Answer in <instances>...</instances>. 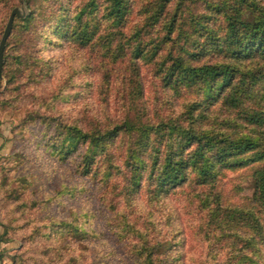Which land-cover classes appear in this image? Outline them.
Wrapping results in <instances>:
<instances>
[{
    "label": "rangeland",
    "instance_id": "374dc122",
    "mask_svg": "<svg viewBox=\"0 0 264 264\" xmlns=\"http://www.w3.org/2000/svg\"><path fill=\"white\" fill-rule=\"evenodd\" d=\"M90 1L0 0V37L10 11H25L14 20L0 74V264H264V197L254 183L264 156L233 162L264 152V54L234 58L227 41L226 15L240 5L124 0L117 24L109 0ZM221 1L225 11L214 7ZM178 56L191 65L229 63L234 72L214 99L203 98L200 82L167 80ZM126 120L174 122L257 146L216 162L206 177L189 165L186 179L161 190L148 175L149 159L163 160L176 134L151 131L136 145L137 134L122 131L87 171L85 146L60 151L68 126L104 131ZM132 148L145 166L136 185L127 164Z\"/></svg>",
    "mask_w": 264,
    "mask_h": 264
},
{
    "label": "trees",
    "instance_id": "16d2710c",
    "mask_svg": "<svg viewBox=\"0 0 264 264\" xmlns=\"http://www.w3.org/2000/svg\"><path fill=\"white\" fill-rule=\"evenodd\" d=\"M166 1L168 2L169 0H165L164 4ZM222 3L221 1L220 3L214 4L216 10L225 11L226 7ZM236 4L240 6L234 8L232 14L226 15L228 26L227 41L231 48L234 47L230 51L233 55L232 57L238 59L244 57L248 58L250 55L257 53V51H261L264 54V5L258 2V0H236ZM87 6L93 7V0H91ZM158 6L159 10L163 9V3H161V6ZM107 8L109 10L108 17L114 22H117V24L124 18L127 11L124 0H109ZM242 9L245 10L242 11ZM246 13H248V17L243 18L242 16H245ZM75 14L77 15L79 13L77 12ZM16 18L18 17H14L13 23ZM28 18H30V14L22 18V20L28 21ZM170 22V25H172L173 20H170ZM7 40L5 42V47ZM135 51L139 54L138 52H140V49L137 47ZM187 56L192 57L194 55L187 53ZM188 61L186 57L182 56L172 58V63L165 72L167 80L172 81V83L182 82L186 86L194 84L195 82H200L199 88L203 91V98H208L210 96L211 100L214 99V97L211 96L212 91L226 86L234 72L233 66L229 65V63H203L201 65H191ZM217 78L221 79L218 86L216 83ZM199 104L200 103L194 102L192 106L188 108L186 111L187 113H185L188 120L193 121L195 119V112H197ZM159 129H162L164 133L170 136L176 134L177 138L174 146H171L172 150L166 153L163 160H160L155 154L150 156L149 160L151 162L148 175L155 179L156 186L159 190L165 186H174L186 179L184 170L189 165L199 164V175L206 177L211 173L216 162H224L228 157L233 158L236 155L249 152L257 146V141L255 139H249V137L217 139L215 137H206V134L202 133V131L198 132L192 127L184 128L174 122L159 124L153 127L151 125L137 126L129 120L114 125L104 131L95 129L86 132L82 131L77 126H68L63 130L65 133L59 141V146L61 148L60 151L65 154L85 146L81 156L83 160V171H87L88 164L93 163L97 151L103 149L106 141L116 138L120 132L123 131L130 134L135 132L137 134L135 144L137 145L139 142L147 140L151 131H158ZM194 142L196 143L194 152L190 157L183 156L185 147ZM211 150H213V157L210 154L207 155V152ZM192 155H194V157H192ZM263 156L264 152L255 151L252 157L246 159L240 158L233 162L240 161L246 163L259 160L263 158ZM140 157L141 155L136 153L135 148L130 150L127 164L132 171V182L135 185L137 184V176H139L140 172L145 168V166H143L144 161ZM254 183L255 192L264 197V170H257L255 172ZM147 259L149 258L147 257ZM145 263L149 264L150 262L145 261Z\"/></svg>",
    "mask_w": 264,
    "mask_h": 264
},
{
    "label": "water",
    "instance_id": "95a60500",
    "mask_svg": "<svg viewBox=\"0 0 264 264\" xmlns=\"http://www.w3.org/2000/svg\"><path fill=\"white\" fill-rule=\"evenodd\" d=\"M25 15V11L22 8L14 7L8 16V19L6 21L5 27L3 29L2 35L0 37V74L1 69L3 65V52L5 47V42L10 35L11 29H12V23L14 17H22ZM1 76V75H0Z\"/></svg>",
    "mask_w": 264,
    "mask_h": 264
}]
</instances>
